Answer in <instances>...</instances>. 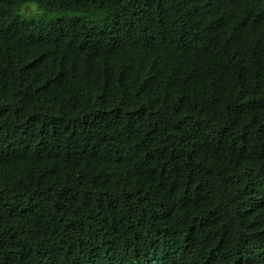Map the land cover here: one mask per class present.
I'll list each match as a JSON object with an SVG mask.
<instances>
[{
    "label": "trees",
    "instance_id": "1",
    "mask_svg": "<svg viewBox=\"0 0 264 264\" xmlns=\"http://www.w3.org/2000/svg\"><path fill=\"white\" fill-rule=\"evenodd\" d=\"M0 264H264V0H0Z\"/></svg>",
    "mask_w": 264,
    "mask_h": 264
},
{
    "label": "rangeland",
    "instance_id": "2",
    "mask_svg": "<svg viewBox=\"0 0 264 264\" xmlns=\"http://www.w3.org/2000/svg\"><path fill=\"white\" fill-rule=\"evenodd\" d=\"M22 18L25 19H36L47 17L44 13V10L35 2H30L25 4L18 12ZM50 18H55V16H50Z\"/></svg>",
    "mask_w": 264,
    "mask_h": 264
},
{
    "label": "bare ground",
    "instance_id": "3",
    "mask_svg": "<svg viewBox=\"0 0 264 264\" xmlns=\"http://www.w3.org/2000/svg\"><path fill=\"white\" fill-rule=\"evenodd\" d=\"M29 28V27H28ZM35 30V29H34ZM182 51V50H181Z\"/></svg>",
    "mask_w": 264,
    "mask_h": 264
}]
</instances>
